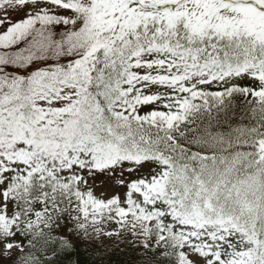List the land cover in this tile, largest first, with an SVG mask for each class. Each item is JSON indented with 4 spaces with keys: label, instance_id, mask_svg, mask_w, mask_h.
<instances>
[{
    "label": "snow or ice",
    "instance_id": "6c2138e0",
    "mask_svg": "<svg viewBox=\"0 0 264 264\" xmlns=\"http://www.w3.org/2000/svg\"><path fill=\"white\" fill-rule=\"evenodd\" d=\"M0 264H264V0H0Z\"/></svg>",
    "mask_w": 264,
    "mask_h": 264
}]
</instances>
